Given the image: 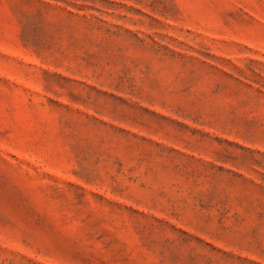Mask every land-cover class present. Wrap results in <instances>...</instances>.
I'll return each mask as SVG.
<instances>
[{"label": "rangeland", "instance_id": "374dc122", "mask_svg": "<svg viewBox=\"0 0 264 264\" xmlns=\"http://www.w3.org/2000/svg\"><path fill=\"white\" fill-rule=\"evenodd\" d=\"M0 264H264V0H0Z\"/></svg>", "mask_w": 264, "mask_h": 264}]
</instances>
